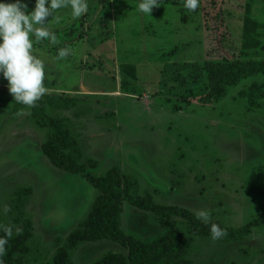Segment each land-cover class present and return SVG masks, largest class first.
<instances>
[{
  "label": "rangeland",
  "instance_id": "rangeland-1",
  "mask_svg": "<svg viewBox=\"0 0 264 264\" xmlns=\"http://www.w3.org/2000/svg\"><path fill=\"white\" fill-rule=\"evenodd\" d=\"M183 1L160 0L145 15L138 9L142 0H87L89 10L80 17L84 36L73 44L71 56L60 60L49 42L44 49L33 48L45 62L48 94L77 98V106L48 107L47 114L63 118L85 161L97 163L87 172L99 176L119 166L139 180L134 194L149 192L156 203L178 205L195 215L204 209L210 222L246 227L264 219V98L256 109L239 92L254 82L264 84V75L230 87L218 103L190 106L181 98L188 88L200 92L206 78L186 87L178 78L190 77L192 64L263 60L264 0H199L195 12ZM22 2L34 10L36 0ZM73 21L79 22L68 7L46 23L65 38ZM4 89L8 81L0 74V94ZM175 105L182 110L175 111ZM46 138L31 108L15 113L11 104L0 115V237L3 228H12L6 253L13 251L26 264L51 262L99 193L83 175L52 165L41 148ZM28 187L33 193L18 222L17 192ZM24 219L32 221L33 236L23 242ZM122 225L142 241L169 226L186 228L178 217L158 224L151 213L128 202ZM190 239L201 264H264V225L253 227L239 242ZM109 251L126 252L113 241H88L72 251L73 262L92 264Z\"/></svg>",
  "mask_w": 264,
  "mask_h": 264
},
{
  "label": "trees",
  "instance_id": "trees-1",
  "mask_svg": "<svg viewBox=\"0 0 264 264\" xmlns=\"http://www.w3.org/2000/svg\"><path fill=\"white\" fill-rule=\"evenodd\" d=\"M168 1L178 4L184 2L183 0ZM78 21L67 24L68 28L65 27L63 32L65 38H60L56 29L50 31L57 38L53 45V53L57 58H59L58 52L61 48L70 49V54L67 57L71 56L73 44L83 38V18H79ZM47 42L52 43L50 40L41 42L33 40L34 48L44 49ZM59 59L61 60V58ZM189 68L190 77L180 76L178 78L180 85L186 87L190 82L198 83L200 78H206L207 83L200 92L188 88L189 93L181 98L182 103L185 106H190L194 102L211 105L227 97L229 88L238 86L244 79L259 73L264 75V59L208 61L204 66L192 64ZM239 96L246 99L251 107L260 109L263 106L260 100L264 98V84L254 82L248 89L241 90ZM11 104L15 113L28 107L17 103L8 89L2 90L0 115ZM75 106H77L76 97L46 94L34 107H29L39 127L47 130V138L41 148L52 165L67 173L83 175L99 191L86 219L81 221L77 228L68 235L64 244L59 246L52 261L46 264H75L72 251L79 244L103 240L120 244L126 252L109 251L92 264H201L194 257L196 246L190 236L211 238V225L216 224L227 233L220 239L239 242L247 236L253 227L264 225V219L250 221L246 227L240 228H228L218 221L204 224L186 208L156 203L153 195L149 192H145L143 195L134 194L140 189L139 180L132 174L123 171L119 166H114L104 175L99 176L87 172L88 167L94 168L97 163L91 160L85 161L79 140L71 134L63 118L51 117L47 114L48 107L71 108ZM182 108V105L174 106L175 111H180ZM32 193L30 187L17 192V207L20 209L18 222L25 216L24 209ZM125 202L139 210L151 213L153 220L158 224H165L175 217L182 218L186 223V228L169 226L166 232L153 240L142 241L141 237L131 235L123 228ZM23 222L24 230L19 236L24 242L33 234L32 221L24 219ZM25 247L28 246L25 245ZM0 259L3 260V264H26L22 260L14 258L13 251H8Z\"/></svg>",
  "mask_w": 264,
  "mask_h": 264
},
{
  "label": "clouds",
  "instance_id": "clouds-1",
  "mask_svg": "<svg viewBox=\"0 0 264 264\" xmlns=\"http://www.w3.org/2000/svg\"><path fill=\"white\" fill-rule=\"evenodd\" d=\"M160 0H142L138 9L145 15H151L154 7H158ZM71 8L73 19L84 16L89 8L87 0H36L35 8L31 12L22 0L12 3L0 0V74L8 81V91L17 103L34 107L36 103L50 89L45 84L47 81L45 62L37 57L34 52V43L50 40L56 43V36L50 32L46 20L55 18V13L64 8ZM184 7L195 12L199 7V0H185ZM70 49L61 48L59 58L63 59L70 54ZM9 209L4 207L3 212ZM197 219L204 224L210 222V214L201 209L196 213ZM4 237H0V258L6 254L5 245L13 235L10 227L3 228ZM17 228V234L20 233ZM211 238L218 240L227 233L218 225L212 224ZM0 264L3 260L0 259Z\"/></svg>",
  "mask_w": 264,
  "mask_h": 264
},
{
  "label": "crops",
  "instance_id": "crops-1",
  "mask_svg": "<svg viewBox=\"0 0 264 264\" xmlns=\"http://www.w3.org/2000/svg\"><path fill=\"white\" fill-rule=\"evenodd\" d=\"M100 242H109V240H103V241H100ZM100 242H98V243H100Z\"/></svg>",
  "mask_w": 264,
  "mask_h": 264
}]
</instances>
